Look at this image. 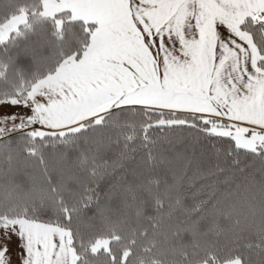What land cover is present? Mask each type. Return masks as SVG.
Listing matches in <instances>:
<instances>
[{
    "label": "trees",
    "instance_id": "16d2710c",
    "mask_svg": "<svg viewBox=\"0 0 264 264\" xmlns=\"http://www.w3.org/2000/svg\"><path fill=\"white\" fill-rule=\"evenodd\" d=\"M42 10L43 0H0V25L27 19L0 45V103L24 100L89 44L80 21ZM16 53L26 62L8 58ZM101 117L76 132L0 140V227L64 229L76 264H264V157L212 175L214 159L185 160L187 130L168 133L170 146L140 113ZM161 148L167 162L149 161ZM99 239L107 249L93 252Z\"/></svg>",
    "mask_w": 264,
    "mask_h": 264
},
{
    "label": "snow or ice",
    "instance_id": "6c2138e0",
    "mask_svg": "<svg viewBox=\"0 0 264 264\" xmlns=\"http://www.w3.org/2000/svg\"><path fill=\"white\" fill-rule=\"evenodd\" d=\"M62 9L89 37L66 62L78 97L69 104L140 113L170 146L168 133L187 130L185 160L214 159L212 175L264 157V0H46V15ZM148 160L166 163L164 149ZM17 239L16 264H32L30 238ZM0 253L10 264L7 244Z\"/></svg>",
    "mask_w": 264,
    "mask_h": 264
},
{
    "label": "crops",
    "instance_id": "0c3cea01",
    "mask_svg": "<svg viewBox=\"0 0 264 264\" xmlns=\"http://www.w3.org/2000/svg\"><path fill=\"white\" fill-rule=\"evenodd\" d=\"M46 10V0H43L44 16ZM61 13H67L73 20L75 19L70 9H62L56 12L54 17ZM27 22L25 14H19L0 25V42L7 40L9 36L20 27L24 26ZM56 26L58 28L57 22ZM61 26V23L60 25ZM87 48V47H86ZM72 60V59H70ZM68 60V61H70ZM77 57L73 63L77 62ZM67 61V62H68ZM76 88L72 84V79L69 77V73L66 69V63L60 66L57 71L36 83L26 98L20 103L16 102L17 107L25 109V116L30 118L32 123L39 125L36 131L46 132L54 131L61 132L71 130L79 127L85 121L101 117L106 113H94L92 111L84 110L75 106V104H69L70 97H74ZM9 103L6 101L4 104ZM3 105V104H2ZM59 121L63 123V126L54 128L47 126V123ZM25 124L28 123L24 122ZM57 123V122H56ZM30 124V123H28ZM29 127L22 129V131L31 132ZM13 235L15 237V244L8 245V248L13 253L10 264H16V249L18 247V236L24 233L26 240L30 238L31 244V260L32 264H76V254L70 246L69 233L61 228L46 225L43 223L19 220L14 223ZM3 227V226H2ZM0 227V235H4V229ZM13 247V249H12ZM225 264H239L238 262H230Z\"/></svg>",
    "mask_w": 264,
    "mask_h": 264
},
{
    "label": "rangeland",
    "instance_id": "374dc122",
    "mask_svg": "<svg viewBox=\"0 0 264 264\" xmlns=\"http://www.w3.org/2000/svg\"><path fill=\"white\" fill-rule=\"evenodd\" d=\"M60 28V26H58V29ZM23 100H20L18 102H22ZM9 103L4 104L5 102L0 103V140H3L6 137L11 136L12 134L15 133H19V132H26V131H22V129H26L29 127L28 129L31 132L30 133L32 136H43L44 134H49V133H58V134H63L64 132H76L77 130H79L80 128L84 127V124L87 123L88 121H95L97 118L95 119H90L88 121H85L82 125H80L79 127L75 128V129H71V130H66V131H61V132H54V131H46V132H40V131H36V129H34L35 127L38 128L39 125L32 123L30 118H27V116H25V109L22 107H17L15 104L17 102V100H9ZM3 104V105H2ZM30 123H24L27 122ZM57 122V123H56ZM56 122H52V123H47V126H52L54 128H59L60 126H63V123H60L59 121ZM43 135H40V134ZM21 219H14V220H10L7 221L4 225H3V229L4 232H2L4 235H0V247H2L4 244L7 245H14L15 244V237H14V233L13 230L14 229V223L19 221ZM1 233V232H0ZM108 246V239H99L97 240L94 245L92 246V251L96 252L99 249H104L106 250ZM13 249V247H12ZM10 250V249H9ZM3 253H0V255H2Z\"/></svg>",
    "mask_w": 264,
    "mask_h": 264
}]
</instances>
